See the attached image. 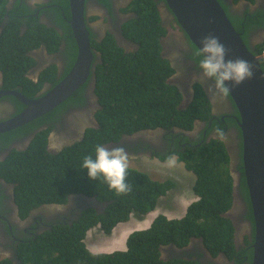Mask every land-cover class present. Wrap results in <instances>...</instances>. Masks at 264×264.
Wrapping results in <instances>:
<instances>
[{"label": "trees", "instance_id": "trees-1", "mask_svg": "<svg viewBox=\"0 0 264 264\" xmlns=\"http://www.w3.org/2000/svg\"><path fill=\"white\" fill-rule=\"evenodd\" d=\"M98 1L111 10L112 0ZM220 1L227 9L226 0ZM234 1L238 3L243 0ZM245 1L248 2L247 8H250L249 3L256 2ZM52 2L59 5L57 8L65 10L66 16L60 10L57 12L58 21L66 30L68 44L76 57L78 47L68 21L71 18L69 0ZM158 2L159 0H132L130 3L128 10H132L135 15L123 23L122 33L137 44V49L132 52H125L112 34H108L102 44L98 45L93 33H90L92 46L97 45L103 51V60L95 71L96 92L103 106L98 112L100 127L87 130L82 141L58 153L46 149V131H40L27 150L13 149L0 162V170L6 173L5 177L16 183V198L19 203L24 204L27 211L30 206L45 202L64 204L74 193H84L105 202L103 210L88 207L71 222L54 224L36 237L21 242L17 248V257L22 264H201L191 258L162 256L161 246L173 244L183 247L194 237L201 239L213 254L224 252L234 260L233 264L252 263L254 233L252 241L246 237V245L237 249L234 242L235 226L226 215L234 200L230 146L220 137L207 140L203 132L199 134L198 140L188 143L185 148L183 144H176L178 149L172 150V153L159 154L161 160L169 161V158H174V153L178 161L196 175L193 190L198 198L188 206L183 217L169 218L160 213L151 226L129 235L124 250L96 253L85 242L88 231L95 226L111 233L115 226L128 221L132 214L147 215L156 208L160 197L176 184L171 179L158 180L149 172L129 166L126 182L131 185V191L127 195L118 196L102 178L91 180L87 176V169L80 168L84 155L94 153L96 144L118 140L122 134L157 126L166 129L176 126L182 131H189L198 120L209 123L213 117L210 100L199 83L194 85L193 100L188 106H183L180 105L182 93L168 81L169 75L174 71L169 61L160 55V36L166 32V28L162 23ZM246 12L248 13L242 19L236 18L229 11L228 14L247 45L253 52L261 55L264 41L252 45L247 37L252 28L264 26V9L258 8L252 12L247 9ZM42 28L44 36L50 33V37L56 39L54 29H48L45 24H42ZM25 33L19 38L21 45L28 46V41L31 43L33 36L24 37ZM6 42L3 44L0 41V66L16 63L13 67H17L14 71L21 76L20 82L33 84L34 91L39 85L28 79L23 73V67L19 66V57H26V54H15V45L10 41ZM193 46L196 48L194 43ZM197 51L199 52L198 48ZM201 58L198 55L196 60L199 62ZM261 60L264 70V59ZM76 95L77 101L84 99L81 92ZM230 99L233 100L231 96ZM235 108L240 118L236 105ZM219 119L213 118L215 128L221 127L225 132L229 126H235L242 134L234 116L226 122L221 117ZM27 128L29 127L24 129ZM240 148L242 157V141ZM240 163L243 166L242 158ZM240 187L250 204L248 215L254 222L245 179L241 180ZM22 212L25 217L27 213L24 209ZM0 264L16 263L13 259L4 257Z\"/></svg>", "mask_w": 264, "mask_h": 264}, {"label": "flooded vegetation", "instance_id": "flooded-vegetation-1", "mask_svg": "<svg viewBox=\"0 0 264 264\" xmlns=\"http://www.w3.org/2000/svg\"><path fill=\"white\" fill-rule=\"evenodd\" d=\"M52 1L0 0V41L3 44L7 43L6 41L13 43L17 55L19 52L26 54V57H19V66L23 67V73L28 79L39 85L32 91L33 84L26 85V83L20 82L21 76L14 71L17 67H13L16 63L6 67L0 66V122L15 117L28 106L19 96L7 93V91L18 92L24 96V99H39L61 82L75 64L77 54L76 57L73 55L68 44L66 30L58 21L57 12L60 10L63 16H66L65 10L61 7L57 8L59 5ZM131 2L132 0H112V8L109 10L98 0H86V22L98 45L102 44L108 34H112L117 44L125 52H132L137 49V44L122 33L123 23L135 15L132 10H128ZM238 3H240V7H236L237 3L234 0H226L225 4L227 5V12L229 11L230 14L239 19L246 16L247 9L249 12L258 8L264 9V0L249 3L250 8L246 7L248 2L245 0ZM158 8L162 23L166 28V32L160 36V55L168 60L173 68L174 72L169 75L168 81L182 93L183 99L180 105L188 106L195 95L194 85L199 83L203 87L200 81L193 78L197 76L196 72L200 73L201 71L197 67L199 63L196 60L198 56L197 47L193 46L190 37L178 23L177 17L165 0H159ZM42 24H45L48 29H54L56 32L54 33L55 40L50 37V33L44 36ZM24 33V37L33 36L31 43L28 41V46L26 44L21 45L19 36ZM247 38L252 45L263 42L264 26L252 28ZM92 52L93 60L90 75L82 86L51 110L27 123L0 132V162L9 156L13 149L27 150L40 131H46V149L58 153L60 150L82 141L87 130L100 127L98 112L103 106L101 98L96 92L97 75L95 71L103 60V51L99 46L93 45ZM176 53H184V58L179 57ZM190 69L195 71L190 72ZM182 70L185 78L192 79L189 86L181 82L180 86L176 81L175 73ZM208 81L212 83L211 80ZM79 92L84 96L81 102L77 101L74 96ZM208 98L213 114L209 123L198 120L194 128L189 131H182L176 126L170 129L163 126L142 129L134 133L122 134L118 140H112L105 144L109 148L118 145L123 146L128 156L139 157L144 155L163 162L159 154L172 153V150L178 149L176 144H183L182 146L185 148L188 143L198 140L201 132L207 140L212 137H220L227 144L229 141H226L225 136L230 134L232 139H235L229 148L233 158H231L230 170L234 177V200L226 215L233 221L235 226L234 242L237 249H240L246 245L247 239L253 240L254 233V222L248 215L250 204L245 199V192L240 187L241 180L245 179L246 181L245 172L241 169L244 167L240 166L242 134L240 135V130L235 126H229L225 132L221 127L217 129L213 126V118L220 120L219 117H221L222 121L225 122L233 116L236 120L238 119L235 105L229 94L222 93L221 106H217L212 97L208 96ZM26 127L29 128L24 129ZM56 136H59L61 141L56 143V146H52ZM184 138L187 139L183 141ZM174 156L177 158V155L173 153L172 157ZM5 175L6 173L0 170V250L7 251L6 257L15 261H20L17 257V248L21 242L28 241L30 237H36L54 224L71 222L88 207L92 206L98 210H103L105 207V202H100L95 197L87 196L84 193H74L64 204L45 202L30 206L27 211L24 204L19 203L16 198V183L8 180ZM22 209L27 213L25 217ZM157 215L159 214L157 213ZM246 237L248 238L246 239ZM191 243L198 244L190 249L188 246ZM161 250L163 257L168 258L172 255L191 258L200 261L201 264H233L234 262L224 252L213 254L203 244V241L196 237L192 238L186 246L164 245L161 246Z\"/></svg>", "mask_w": 264, "mask_h": 264}, {"label": "water", "instance_id": "water-1", "mask_svg": "<svg viewBox=\"0 0 264 264\" xmlns=\"http://www.w3.org/2000/svg\"><path fill=\"white\" fill-rule=\"evenodd\" d=\"M198 49L200 41L215 35L228 49L226 59L243 58L254 66V76L230 88L240 118L237 123L242 132V160L250 202L254 216L253 258L251 264H264V70L262 60L247 45L236 29L220 0H165ZM71 25L78 47L73 68L66 77L39 99H24L28 106L15 117L0 122V132L22 125L51 110L82 86L90 75L93 52L90 30L86 22V0H69ZM15 261V260H14ZM22 264L21 261H15Z\"/></svg>", "mask_w": 264, "mask_h": 264}, {"label": "rangeland", "instance_id": "rangeland-1", "mask_svg": "<svg viewBox=\"0 0 264 264\" xmlns=\"http://www.w3.org/2000/svg\"><path fill=\"white\" fill-rule=\"evenodd\" d=\"M236 7H240V3H237ZM176 54H178L179 57L182 58H184L185 55L184 53ZM193 71L195 70L190 69V72ZM196 73L197 76L193 78L200 81L201 77L198 72ZM174 76L176 77V81L180 86V82L185 84L186 86H189L192 80L189 77H184L183 70L175 73ZM201 83L203 84L207 95L212 97L213 102H216L217 106H221L222 93L217 91H209V86L212 83H210L208 80H205ZM225 138H227L226 141H229L228 144L231 147L235 139H232L230 134H227ZM60 141L61 140L59 136L54 137L52 146H56V143H60ZM128 157L129 166L138 168L145 172H149V174L153 178L158 180L171 179L175 182L176 186L173 189L169 190L165 195L160 197L157 206L153 211L149 212L145 216L136 215L137 213H135L134 215L132 214L128 221L119 223L117 226H115L111 233L104 232L100 228V226L91 228L87 233L85 242L87 244V247L93 252L108 253L126 249L129 235L136 230L145 229L151 226L152 222L157 216V213H162L171 218L183 217L186 214L188 206L197 199V196L193 190L196 175L194 174V172L189 171L184 163L179 162L175 156L172 159L174 163L171 164L168 163V161L160 162L157 159H151L144 155H141L139 157L131 155ZM197 244L198 243H191L188 248L191 249L192 247H196ZM7 255V251L3 252L2 250H0V260Z\"/></svg>", "mask_w": 264, "mask_h": 264}, {"label": "clouds", "instance_id": "clouds-1", "mask_svg": "<svg viewBox=\"0 0 264 264\" xmlns=\"http://www.w3.org/2000/svg\"><path fill=\"white\" fill-rule=\"evenodd\" d=\"M200 43L202 47L197 55L202 58L197 67L201 70V82L212 81L209 91L226 94L230 90L226 82L230 81L235 87L254 76V66L249 61L243 58L226 59L228 49L217 36H204ZM168 163L174 161L169 158ZM80 168L87 169V176L91 180L102 178L118 196L127 195L131 191V185L126 182L129 157L123 146L109 148L107 144H96L94 153L83 156Z\"/></svg>", "mask_w": 264, "mask_h": 264}, {"label": "built area", "instance_id": "built-area-1", "mask_svg": "<svg viewBox=\"0 0 264 264\" xmlns=\"http://www.w3.org/2000/svg\"><path fill=\"white\" fill-rule=\"evenodd\" d=\"M260 57H262L264 59V50H263V52H262Z\"/></svg>", "mask_w": 264, "mask_h": 264}, {"label": "bare ground", "instance_id": "bare-ground-1", "mask_svg": "<svg viewBox=\"0 0 264 264\" xmlns=\"http://www.w3.org/2000/svg\"><path fill=\"white\" fill-rule=\"evenodd\" d=\"M255 10V9H254Z\"/></svg>", "mask_w": 264, "mask_h": 264}]
</instances>
